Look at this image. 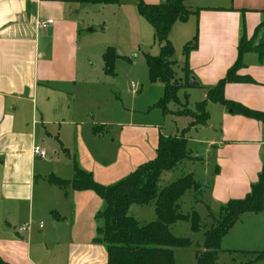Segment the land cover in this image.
<instances>
[{
  "label": "crops",
  "instance_id": "0c3cea01",
  "mask_svg": "<svg viewBox=\"0 0 264 264\" xmlns=\"http://www.w3.org/2000/svg\"><path fill=\"white\" fill-rule=\"evenodd\" d=\"M193 3L185 0L192 13L187 21H177L169 36L176 48L198 36L188 59L184 53L182 65L176 59L183 70L178 78H184L187 65L200 83L179 95L188 107V99L194 98L191 109L207 99L209 89L237 63L244 37L264 49V0ZM78 14L79 2L72 0H0V255L11 264H107L106 245L94 242L103 225L96 216L106 202L92 190L64 189L49 177L71 180L77 160L98 183L116 184L156 157L161 134L179 135L194 121L192 115L170 113L179 119L175 134L149 123H117L123 127L121 144L108 154L104 138L108 123L74 116L82 28ZM48 19L53 24L40 27V21ZM237 74L251 81L227 83L225 98L264 112V54L245 52ZM163 95L164 89L152 107H158ZM207 109L208 124L189 129L190 155L174 169L183 168L177 179L191 173L202 183L200 193L189 192L192 203L208 213L211 206L245 197L259 180L264 170V122L234 113L220 102H209ZM65 125L75 126L77 145L74 139L63 138ZM84 127L98 149L95 153L85 141ZM35 145L46 150L47 159L34 153ZM49 149L56 154L52 161ZM71 150H78V157L68 158ZM146 205L156 214L154 202ZM155 219L141 223L137 218L141 224ZM221 248L231 256L263 251L264 211L243 214L224 236ZM174 254L176 261L175 250Z\"/></svg>",
  "mask_w": 264,
  "mask_h": 264
},
{
  "label": "trees",
  "instance_id": "16d2710c",
  "mask_svg": "<svg viewBox=\"0 0 264 264\" xmlns=\"http://www.w3.org/2000/svg\"><path fill=\"white\" fill-rule=\"evenodd\" d=\"M79 3H114L119 0H72ZM139 11L155 29V38L161 50L158 56L146 54V64L151 83L164 84V95L155 104L164 113L177 115H192L194 121L189 128L179 135L161 134L156 157L138 166L124 179L116 184L105 186L98 183L91 172L83 169L74 160V176L65 180L50 176L51 183L61 188H72L77 191L92 190L106 202V208L96 217L103 220V225L97 229L94 242L106 245L107 264H177L174 248L190 247L189 237L176 236L172 232V225L179 221H189L192 231L202 229L201 216L193 210L189 213L181 211V199L187 191L201 192L203 185L193 174H187L167 186L162 187L160 180L164 172L174 169L182 160L189 157L187 132L191 127L208 124L209 102H220L228 110L255 118L264 122V112L252 110L240 103L229 101L224 96V88L231 82H249L250 78L237 74L242 66V56L248 51H257L263 55V47H243L248 43L244 37L240 43L237 63L228 71L216 86L208 91L207 99L196 104L195 109L188 104L172 110L170 103L181 104L179 92L188 88L191 72L187 65L184 67V78H178L176 72L177 61L174 58L175 49L169 38L173 25L177 21H186L192 11L185 0H163L159 3H146L139 0ZM198 36L184 45L183 53L186 60L189 53L197 47ZM122 57L114 47H108L103 55L104 70L108 75H115L116 61ZM154 202L157 218L147 224H141L137 218L130 215L129 209L133 204L146 205ZM211 209V208H210ZM220 214L215 216L210 210L214 223L205 230L204 241L196 252L197 264H217L222 251L221 244L224 236L236 224L240 217L248 212L264 211V170L259 180L254 183L245 197L232 199L219 206ZM215 216V217H214ZM252 254V258L244 264H254L264 258V250L244 252ZM0 264H11L0 255Z\"/></svg>",
  "mask_w": 264,
  "mask_h": 264
},
{
  "label": "rangeland",
  "instance_id": "374dc122",
  "mask_svg": "<svg viewBox=\"0 0 264 264\" xmlns=\"http://www.w3.org/2000/svg\"><path fill=\"white\" fill-rule=\"evenodd\" d=\"M143 1L148 2L147 0ZM162 1L159 0V2ZM197 1L199 0H189V5H195L192 2ZM200 1L205 2L206 0ZM138 4L139 0H119L114 3H79L78 17L82 24L78 41L80 74L73 96L74 116L76 119H84L86 122L98 120L108 123L104 126V138L109 146L108 154L121 144L119 138L123 127L117 123H132L135 126H144L149 123L157 125L158 128L161 127L162 131L173 134L178 130L176 121L179 119L176 116L164 113L159 107H152L154 99H158L164 88L161 83L150 82L146 54L158 56L161 47L155 38L154 27L142 16ZM247 46L258 47L252 40L244 43L243 47ZM107 47L116 48L117 52L122 55L116 62L115 75H108L104 70L103 55ZM174 49V58L178 59L182 65L184 47L178 44L177 48L174 46ZM175 68L178 77L183 70L178 65ZM138 88H140V92L135 93ZM183 91L179 95L182 96ZM183 97L182 99H184ZM188 102L190 107L194 108V98H189ZM183 104H185L183 100H181V104L170 103L169 108L177 109L184 106ZM85 127V131H82L86 136L85 141L95 153V150L98 149L93 145L92 138L87 137L88 133ZM74 130V125L70 127L65 125L62 135L69 141L74 139V145H77V135L74 134ZM56 131L58 132V126H56ZM47 151L50 155L49 161L54 160L56 155L54 151L50 149ZM66 154L68 158L69 155L77 157L79 155L78 150H71L69 154L67 152ZM182 170L183 168L174 169L170 173H164L160 185L164 187L172 179H177L182 175ZM180 203L183 213L192 212L193 206L196 207L195 209L201 215L202 229L198 232L192 231L191 223L185 220L172 225V232L176 236L189 237L192 240L190 247L174 248L176 262L178 264H197L196 252L203 244L205 230L214 223V219L210 216V212L207 213L203 207L199 205L197 207L192 203L189 191L183 196ZM211 207L212 213L216 217L219 216V207ZM129 213L138 218L141 223L156 218L150 205L133 204ZM251 258L252 254L250 253L231 256L229 250H223L219 254L217 264H244ZM257 264H264V260Z\"/></svg>",
  "mask_w": 264,
  "mask_h": 264
},
{
  "label": "built area",
  "instance_id": "2783aa9c",
  "mask_svg": "<svg viewBox=\"0 0 264 264\" xmlns=\"http://www.w3.org/2000/svg\"><path fill=\"white\" fill-rule=\"evenodd\" d=\"M53 22L54 21L52 19L40 21V27L47 28L49 25L53 24ZM33 151L36 155L40 156L43 159L48 158V154H47L46 150H44L40 145H35ZM27 227H28V225H25L22 228H20V230L21 231L26 230ZM41 227H42V224H41Z\"/></svg>",
  "mask_w": 264,
  "mask_h": 264
},
{
  "label": "water",
  "instance_id": "95a60500",
  "mask_svg": "<svg viewBox=\"0 0 264 264\" xmlns=\"http://www.w3.org/2000/svg\"><path fill=\"white\" fill-rule=\"evenodd\" d=\"M189 85L191 87H196V86H199L200 83H199V81L196 79V77L194 75H191L190 80H189Z\"/></svg>",
  "mask_w": 264,
  "mask_h": 264
}]
</instances>
